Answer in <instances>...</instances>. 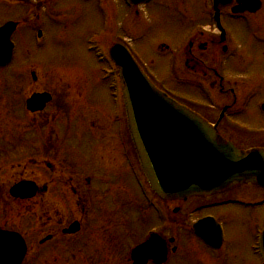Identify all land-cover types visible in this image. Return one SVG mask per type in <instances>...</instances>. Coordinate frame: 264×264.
Segmentation results:
<instances>
[{"label": "rangeland", "instance_id": "1", "mask_svg": "<svg viewBox=\"0 0 264 264\" xmlns=\"http://www.w3.org/2000/svg\"><path fill=\"white\" fill-rule=\"evenodd\" d=\"M17 1L12 0L15 6L10 7L7 0H0V24L7 20L20 22L14 34L18 44L16 56L10 65L0 68V188L23 178L35 179L41 185L48 179L53 183L51 191L42 200L17 203L1 199L0 214L13 217L15 213L21 218L19 227L24 232L38 229L39 237L47 231V212L81 216L83 205L76 203V199L74 201L75 194L68 185L72 174L74 181L84 178L83 192L87 201L84 205L89 213L86 217L93 225L83 233V245L80 243L65 251L61 248L51 250L48 246L43 249L41 252L47 258L43 264H127L131 249L152 231L178 237V251L167 264H201L206 261L210 264L213 256L194 241L190 226L181 224L186 217L188 220L192 218V198L176 201L181 208L180 222H175L172 230H168L163 221H169V215L162 218L157 212L159 198L148 187V195L154 204L152 208L148 206L124 162L111 120L112 99L108 82L102 79L101 67L104 65L98 64L87 50L90 35L101 29L103 15L97 9L99 2L23 0L25 5L17 6ZM29 1L35 6L29 5ZM262 1L260 13L244 20L243 27L237 20H230L233 31H236L227 41L231 45L227 54H223L222 43L209 30L214 28L213 23L200 16L208 6V0H153L133 8L132 15L124 5L125 0H112L118 19L107 34L131 49L158 87L183 105L209 116L212 122L219 115L223 102H233L235 97L230 89L234 88L237 106L231 112L236 120L253 127L249 129L251 134L252 130L264 129L261 110L264 103ZM191 10L195 15L192 19ZM29 12L34 17L28 20L25 16ZM199 22L207 28L206 37L213 40L202 55L201 67L220 68L228 91L222 93L220 100L223 101L214 102V109L194 106L184 98L192 97L195 104L205 103L207 93H202V83L219 80L211 74L195 73L189 67L190 60L185 54L189 30ZM35 26L45 31V39L41 42L36 39ZM171 50H176V55H170ZM218 55L221 58L216 62L214 58ZM32 71L38 74L37 81L33 80ZM36 91L52 93L53 101L44 113L31 114L26 108V99ZM225 131L226 136L240 147L264 146V134L256 132L251 136L237 130ZM42 150L46 153H40ZM88 161L91 166L87 165ZM48 162L64 166L67 170L61 171L63 177H59L60 169L56 167L57 171L50 178L46 168ZM137 172L145 182L141 171L138 169ZM88 174L93 177L90 185L85 182ZM239 196L262 198L264 189L247 184L206 200H234ZM210 212L226 225L228 251L223 258L220 257L219 264H256L249 248L253 243L254 227L261 225L264 217V206L246 210L228 204L223 208H211ZM25 216H29L34 225L29 224L31 220Z\"/></svg>", "mask_w": 264, "mask_h": 264}, {"label": "water", "instance_id": "2", "mask_svg": "<svg viewBox=\"0 0 264 264\" xmlns=\"http://www.w3.org/2000/svg\"><path fill=\"white\" fill-rule=\"evenodd\" d=\"M143 1L133 0L136 3ZM13 29H0L1 53L6 52L5 46ZM123 53L130 68L127 82L132 92L135 136L143 163L157 191L186 198L226 190L244 181L264 185V150H238L200 116L159 91L131 56L125 51ZM7 60L0 59V64ZM48 100L50 96L46 93L35 94L28 100V104L31 106L33 102H39L40 106ZM29 184L21 182L15 187L14 193L22 197L32 196L35 189ZM15 237V234H0L1 242L13 238V241L21 245L10 255L0 250L2 264L22 262L25 243ZM166 255V243L158 236L133 252L135 264H146L149 258L161 263L166 260Z\"/></svg>", "mask_w": 264, "mask_h": 264}, {"label": "flooded vegetation", "instance_id": "3", "mask_svg": "<svg viewBox=\"0 0 264 264\" xmlns=\"http://www.w3.org/2000/svg\"><path fill=\"white\" fill-rule=\"evenodd\" d=\"M249 0H227L226 4H220L218 7L215 6L214 2L212 0H208L206 8L204 9V12H202L200 14L202 19H208L209 21H211L213 23V29H209L210 32L215 35V38L219 39V42L222 43V51L223 54H227L230 51L231 45L227 44L228 39L230 38V35L234 34L235 31H233V26L230 24V20H237L240 24L241 27H243L241 24L244 23V17L245 15H249L251 17L256 16L260 13L262 8H259L256 11H250L249 9ZM157 6H159L157 4ZM263 6V3H262ZM261 6V7H262ZM220 12V17L222 20V25L225 28L226 32L225 35L223 33V31L218 27V25L216 24V22L214 21V15L215 12L218 11ZM191 19L192 17H195L194 14H192V10H191ZM207 26V25H206ZM206 31L207 28L205 27V24H201V22L194 24L190 30H189V35H188V47L186 48L185 54L188 55L189 57V67L190 69H192L193 72L195 73H200L201 75H214L215 77L217 76L219 78V80L216 78L213 80L212 85L214 87L219 88L221 93H227V89L224 85V78L221 76L222 74L220 73L222 70L220 68H217L215 66H212L208 69H206V66H204L203 68L202 66V55H204V53L210 48V43L213 41L212 39L209 40L208 37H206ZM233 31V32H232ZM230 41V40H229ZM176 50H171L170 51V55H176ZM201 56H200V55ZM221 56L218 55L214 58V60L216 62H218L220 60ZM201 62V63H200ZM215 62V63H216ZM214 63V65H215ZM210 70V71H209ZM210 72V73H209ZM223 72V71H222ZM236 90L234 88L230 89V93H233L234 97H235V103H236V99H237V95H236ZM110 97L112 98V95L110 94ZM112 104H111V120L112 123L115 125V135H118V129H117V124L122 122H125L124 117H118L116 116V110H115V105H114V100H111ZM205 108H211L214 109L213 106H207ZM204 108V109H205ZM231 108H234V106L232 107V105H229L227 107V109L225 111H229ZM109 109V108H108ZM232 110V109H231ZM230 110V111H231ZM213 112V111H211ZM226 112H224L223 115H216L217 117L214 119V122L209 120V116H204L206 118V120L211 123V124H215L217 125V128L219 130V132L226 137L227 139H231L228 136H226L227 134L225 133V130L228 131H233L235 128L232 127L230 125V123L228 122L226 116H225ZM213 115V114H212ZM90 121V120H89ZM127 131V130H126ZM128 132V131H127ZM125 133L124 136V143H125V147L126 149L127 147V143H131V139H130V134L129 137H127L128 133ZM238 132H242V131H238ZM237 134H242V133H238ZM118 143L121 147V154L123 156L124 162L128 165V157H129V153L126 152V150H123L122 148V144L120 143V140L118 139ZM237 144V143H236ZM238 145V144H237ZM131 146V145H130ZM238 147H240L238 145ZM253 147H264L263 145H257V146H252L250 148H243L240 147L242 149H251ZM50 151L49 149L47 150V152ZM87 165H90L89 161L87 162ZM46 168L47 171L49 172V177L52 178V175L54 174L55 171H57L56 167H59V177H63V175L61 174V171H65L67 170L64 166H62L61 164H56V163H52V162H48L46 163ZM91 166V165H90ZM81 172V171H79ZM71 181L68 183V185H70L71 187V191H73V193L75 194V199H76V203H79L82 206V211H81V216L79 217H71L66 213H62L60 211H54V212H47L48 217H47V221L45 222V226L47 228L46 234L43 237H39V234L37 233L39 230H35L32 229L29 232H24V230H22L18 225L19 219L17 216H15V213L13 214V217L9 215H7V217L3 216V214L0 215V229H4V230H8V231H12V232H18L21 233L26 241L27 244V253L25 255V258L23 260L22 264H32V262H34V264H37L38 261H41L40 263L43 264L46 262L47 258L45 257V254H42V250L45 249L47 246L50 247L51 250L56 249V248H61V249H66L69 248L71 246L77 247L76 245L79 246V244L81 243L82 245L84 244V232L88 231L89 226L91 227L93 225V222H90V220L86 217L87 215H89V213H87L86 211V207L84 204H87L86 201V196H84V192H83V179L81 181H74L73 178L74 176L71 174L70 176ZM18 180L20 179H16L13 180L11 183L8 184H3V186L0 188V200L2 199L3 201H18L17 203H20L21 201H38V200H42L44 199V195L48 194L51 191V184L53 183L52 179H48V181H45L44 185H41L38 181H36L40 186H39V190L36 194V196H34L33 198H30L29 200H21L18 198L13 197L10 194V188L11 186L16 183ZM93 177L91 174H88L87 176H85V182L87 183V185H90V183H92ZM253 185L252 183H245L239 187H243L245 185ZM254 187H258L256 185H253ZM260 188V187H258ZM233 190V189H232ZM230 190V191H232ZM222 194V193H221ZM212 198V196H196V197H192V201L194 202V204L192 205V234L195 237V241L201 242L203 244V241L198 237L196 231H195V224L207 217V216H214L223 226V230H224V238H223V244L222 246L215 250L213 248H211L214 252H222L225 247L227 246L226 242H227V231H226V225L225 223L220 220L214 213L210 212L211 208H223L225 205L228 204H235L240 208H244L246 210L248 209H260V207L264 206L261 205L262 201H264V197L258 198V197H254V196H239L238 198L234 199V200H225V201H208L206 200ZM180 202V201H179ZM197 202H199L197 204ZM197 204V205H196ZM17 217V218H16ZM257 218H259L257 216ZM75 221H78L80 223V228L78 229L77 232H73V233H69L66 231V229ZM87 221V222H86ZM35 222L32 223V225H34ZM31 224V223H29ZM263 225H264V217L262 219L261 225H256L254 227V233H253V243L251 244L249 251L252 254V258L256 259V264H264V258L261 254L260 248H259V236L260 233L262 232L263 229ZM88 235H91L88 233ZM86 237V236H85ZM89 239V236L87 238V240ZM71 242V244H70ZM79 242V243H78ZM70 244V245H69ZM210 248V247H209ZM65 251V250H64ZM222 257V254H218ZM43 256V257H42ZM43 261V262H42ZM127 264H132L131 260H129L127 262Z\"/></svg>", "mask_w": 264, "mask_h": 264}]
</instances>
